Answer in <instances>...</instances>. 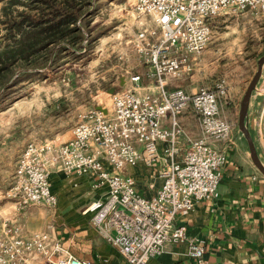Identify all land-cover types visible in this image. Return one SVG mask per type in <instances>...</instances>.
Wrapping results in <instances>:
<instances>
[{
  "label": "built area",
  "instance_id": "1",
  "mask_svg": "<svg viewBox=\"0 0 264 264\" xmlns=\"http://www.w3.org/2000/svg\"><path fill=\"white\" fill-rule=\"evenodd\" d=\"M133 9L140 22L131 43L145 70L129 76L128 84L111 95L110 108L82 113L67 140L28 142L17 158L7 196L18 209L34 204L54 208L50 171L85 175L103 193L84 212L126 264H146L167 243L183 242L188 256L200 262L201 242L177 221L196 202L218 195L226 150L233 145L231 125L219 105L227 87L218 79L188 93L167 84L190 70L193 57L206 48L212 19L227 11L264 16V0H134ZM143 76L152 83L141 84ZM186 110L198 121L197 137L180 125ZM181 138L186 144L179 154ZM218 142H224L222 148ZM130 166L145 167L160 181L152 196L140 193L135 178L124 173ZM0 264L94 263L73 256L46 232L25 233L7 217L1 223Z\"/></svg>",
  "mask_w": 264,
  "mask_h": 264
},
{
  "label": "rangeland",
  "instance_id": "2",
  "mask_svg": "<svg viewBox=\"0 0 264 264\" xmlns=\"http://www.w3.org/2000/svg\"><path fill=\"white\" fill-rule=\"evenodd\" d=\"M133 1L96 0L89 26L84 25L82 42L85 46L95 37L91 49L78 50L79 56H67L55 67L39 69L40 76L18 70L5 86L9 88L0 102V224L4 218H13L3 207L15 205L7 192L25 145L43 139L65 141L86 110L110 108L114 92L109 89L121 90L129 76L145 70L142 57L131 43L140 22ZM211 28L210 40L197 58L200 73L214 83L225 80L227 90L219 99L221 114L231 125L232 147L250 158L238 117L258 60L264 56V16L252 11H227L211 20ZM252 95H256L259 111L254 119L247 110L245 126L264 165V64Z\"/></svg>",
  "mask_w": 264,
  "mask_h": 264
},
{
  "label": "crops",
  "instance_id": "3",
  "mask_svg": "<svg viewBox=\"0 0 264 264\" xmlns=\"http://www.w3.org/2000/svg\"><path fill=\"white\" fill-rule=\"evenodd\" d=\"M198 57L191 60L190 70L177 79L168 80L169 89L180 87L191 93L214 83L200 73ZM140 83L147 85L152 79L143 76ZM258 111L256 95H252L248 113L255 119ZM179 122L187 135H200L192 111H184ZM165 123L168 125L169 122ZM181 140L179 154L183 153L186 144L184 138ZM223 145L224 142L216 143L220 148ZM124 173L135 178L139 192L147 197L152 196L160 184L145 167L130 166ZM49 183L57 197L54 208L34 204L21 210L8 205L3 211L10 210V215L25 233L46 232L77 258L89 259L94 264H126L118 249L94 228L91 214L84 212L103 190L93 189L85 175H67L58 169L50 171ZM150 183L154 185L152 188L148 187ZM217 191L215 198L196 202L193 210L177 221L186 226L190 238L201 242L204 248L202 260L198 262L188 256L185 242L167 243L162 253L150 258L146 264H264V177L242 150L234 147L226 150Z\"/></svg>",
  "mask_w": 264,
  "mask_h": 264
},
{
  "label": "trees",
  "instance_id": "4",
  "mask_svg": "<svg viewBox=\"0 0 264 264\" xmlns=\"http://www.w3.org/2000/svg\"><path fill=\"white\" fill-rule=\"evenodd\" d=\"M0 102L14 72L41 75L65 57L91 49L84 25L96 0H0ZM22 8V9H19ZM90 35V34H88ZM34 72H29L30 69Z\"/></svg>",
  "mask_w": 264,
  "mask_h": 264
},
{
  "label": "water",
  "instance_id": "5",
  "mask_svg": "<svg viewBox=\"0 0 264 264\" xmlns=\"http://www.w3.org/2000/svg\"><path fill=\"white\" fill-rule=\"evenodd\" d=\"M263 64H264V56H262L258 60L257 72L254 74V76H253L252 80L250 81V83H249V85H248V87L244 93V96L241 100L240 109H239V117H238V126H239V129L241 130L243 136L246 139L248 149H249V156H250L252 163L258 169V171L261 172L262 175L264 176V165L261 162V159H260V157L256 151V147H255L253 139L250 135V130L245 126V118L247 115L249 101H250V98L252 95V91L255 89L257 81L261 75V69H262ZM109 92H111V93L115 92V88L109 89ZM250 127L251 128L253 127L252 123H251Z\"/></svg>",
  "mask_w": 264,
  "mask_h": 264
}]
</instances>
